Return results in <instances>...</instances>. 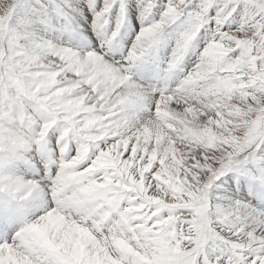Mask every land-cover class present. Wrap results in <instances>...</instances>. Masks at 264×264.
I'll list each match as a JSON object with an SVG mask.
<instances>
[{
    "label": "snow or ice",
    "instance_id": "6c2138e0",
    "mask_svg": "<svg viewBox=\"0 0 264 264\" xmlns=\"http://www.w3.org/2000/svg\"><path fill=\"white\" fill-rule=\"evenodd\" d=\"M0 264H264V0H0Z\"/></svg>",
    "mask_w": 264,
    "mask_h": 264
}]
</instances>
